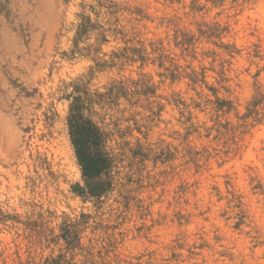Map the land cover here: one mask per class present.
I'll return each mask as SVG.
<instances>
[{"label":"rangeland","instance_id":"rangeland-1","mask_svg":"<svg viewBox=\"0 0 264 264\" xmlns=\"http://www.w3.org/2000/svg\"><path fill=\"white\" fill-rule=\"evenodd\" d=\"M0 264H264V0H0Z\"/></svg>","mask_w":264,"mask_h":264},{"label":"trees","instance_id":"trees-1","mask_svg":"<svg viewBox=\"0 0 264 264\" xmlns=\"http://www.w3.org/2000/svg\"><path fill=\"white\" fill-rule=\"evenodd\" d=\"M70 134L84 177L100 176L108 167V158L101 150V134L97 127L91 120L76 116L70 121Z\"/></svg>","mask_w":264,"mask_h":264}]
</instances>
